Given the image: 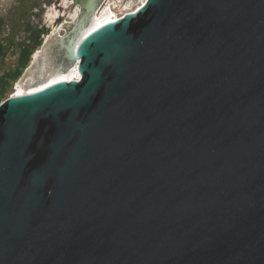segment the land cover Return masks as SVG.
Segmentation results:
<instances>
[{"label": "water", "instance_id": "water-1", "mask_svg": "<svg viewBox=\"0 0 264 264\" xmlns=\"http://www.w3.org/2000/svg\"><path fill=\"white\" fill-rule=\"evenodd\" d=\"M67 56L0 104V264H264V0H146Z\"/></svg>", "mask_w": 264, "mask_h": 264}, {"label": "rangeland", "instance_id": "rangeland-1", "mask_svg": "<svg viewBox=\"0 0 264 264\" xmlns=\"http://www.w3.org/2000/svg\"><path fill=\"white\" fill-rule=\"evenodd\" d=\"M143 1L100 0L95 16L106 8L121 16ZM86 13L82 0H0V104L21 87L75 68L79 58L67 54Z\"/></svg>", "mask_w": 264, "mask_h": 264}, {"label": "bare ground", "instance_id": "bare-ground-1", "mask_svg": "<svg viewBox=\"0 0 264 264\" xmlns=\"http://www.w3.org/2000/svg\"><path fill=\"white\" fill-rule=\"evenodd\" d=\"M145 2H146V0H144L142 3H140L138 5V7ZM136 8H134L130 11H134ZM130 11H128V12H130ZM113 13L111 12V8H109V9L106 8V10H104V12L101 13L100 15H96V16L94 15L93 20L90 19V13H87V15H86L87 17H85L84 22H81L80 25L78 26L79 31L78 30L77 31H78L79 35L78 36L76 35L75 41H72L73 43L70 45V48H69L70 54L76 53L77 44L79 43V41L83 37L87 36L89 33L94 31L95 29L99 28L100 26L121 17V16H117V15L115 16V14H113ZM125 13H127V12H125ZM79 61H80V58H79ZM80 77H81V73L78 70V63H77L75 68L73 70H69V72L65 69H59L56 73H53L50 77H48L47 80L43 84H39L37 86H34V85L29 86L28 88L21 87L17 95L38 91V90L43 89V88H45V87H47V86H49L55 82H58V81H64V80H68V79H79Z\"/></svg>", "mask_w": 264, "mask_h": 264}, {"label": "built area", "instance_id": "built-area-1", "mask_svg": "<svg viewBox=\"0 0 264 264\" xmlns=\"http://www.w3.org/2000/svg\"><path fill=\"white\" fill-rule=\"evenodd\" d=\"M124 15V14H123ZM123 15H121V16H123Z\"/></svg>", "mask_w": 264, "mask_h": 264}]
</instances>
